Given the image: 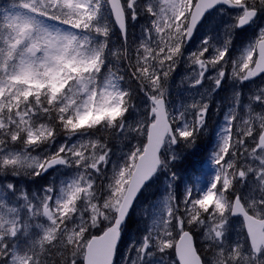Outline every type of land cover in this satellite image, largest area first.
Masks as SVG:
<instances>
[{"label": "snow or ice", "instance_id": "6c2138e0", "mask_svg": "<svg viewBox=\"0 0 264 264\" xmlns=\"http://www.w3.org/2000/svg\"><path fill=\"white\" fill-rule=\"evenodd\" d=\"M0 264H264V0H0Z\"/></svg>", "mask_w": 264, "mask_h": 264}, {"label": "rangeland", "instance_id": "374dc122", "mask_svg": "<svg viewBox=\"0 0 264 264\" xmlns=\"http://www.w3.org/2000/svg\"><path fill=\"white\" fill-rule=\"evenodd\" d=\"M141 23H143L142 20L139 21V22L137 23V26H136L135 29L132 28V27L130 26V28H129V40H130V41H131V39H132V33H133V32H137V33H138L139 24H141ZM130 24H131V22H130ZM179 72H180V73H183V68L179 69ZM176 79H179V75H177ZM248 87H254V85H248ZM247 90H248V88L246 87V88H245V91H247ZM223 93H224V91H221L219 94L222 95V96H221V97L217 96V99H221V98H223V97L225 96V95H223ZM214 109H215V105H213V110H212L213 112H214ZM212 119L215 120V117L213 116ZM210 125H211L212 127H214L215 124H213V123L210 122ZM204 165H205V167H203L201 171H203L205 174H207V173H208V174H211V172H212L211 166H210L209 164H207L206 162L204 163ZM176 170H177L182 176H183L185 173H192V171H189L188 169H186L185 172H184L183 170L179 169V168H177ZM196 172H197V171H196ZM197 173H198V172H197ZM49 178H50V177H49Z\"/></svg>", "mask_w": 264, "mask_h": 264}, {"label": "trees", "instance_id": "16d2710c", "mask_svg": "<svg viewBox=\"0 0 264 264\" xmlns=\"http://www.w3.org/2000/svg\"><path fill=\"white\" fill-rule=\"evenodd\" d=\"M113 39H115V37H113ZM199 145H200V147L197 149L196 152H201V150H203V149L205 148L206 143H205L204 140H200V141H199ZM183 167H184V166H183ZM187 168H188L190 171H193V172H194V170L199 169V168H196V167L193 166V165H191V166H187ZM182 169H186V168H182Z\"/></svg>", "mask_w": 264, "mask_h": 264}]
</instances>
